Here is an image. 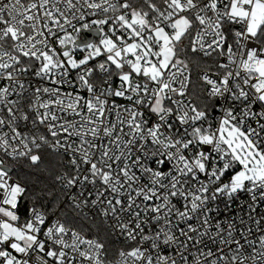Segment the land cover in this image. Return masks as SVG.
Wrapping results in <instances>:
<instances>
[{"label":"snow or ice","instance_id":"snow-or-ice-1","mask_svg":"<svg viewBox=\"0 0 264 264\" xmlns=\"http://www.w3.org/2000/svg\"><path fill=\"white\" fill-rule=\"evenodd\" d=\"M0 264H264V0H0Z\"/></svg>","mask_w":264,"mask_h":264}]
</instances>
